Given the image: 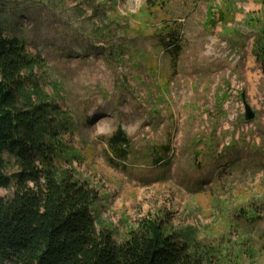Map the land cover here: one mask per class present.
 I'll return each mask as SVG.
<instances>
[{
	"label": "rangeland",
	"instance_id": "rangeland-1",
	"mask_svg": "<svg viewBox=\"0 0 264 264\" xmlns=\"http://www.w3.org/2000/svg\"><path fill=\"white\" fill-rule=\"evenodd\" d=\"M0 23L71 119L59 165L98 189V229L156 220L209 264H264V0H0Z\"/></svg>",
	"mask_w": 264,
	"mask_h": 264
},
{
	"label": "trees",
	"instance_id": "trees-1",
	"mask_svg": "<svg viewBox=\"0 0 264 264\" xmlns=\"http://www.w3.org/2000/svg\"><path fill=\"white\" fill-rule=\"evenodd\" d=\"M253 54L264 71V29ZM44 66L0 23V264H209L215 249L190 245L156 220H144L121 243L97 228L100 194L71 167L62 137L71 119L34 83ZM113 146L125 156L120 128Z\"/></svg>",
	"mask_w": 264,
	"mask_h": 264
},
{
	"label": "water",
	"instance_id": "water-1",
	"mask_svg": "<svg viewBox=\"0 0 264 264\" xmlns=\"http://www.w3.org/2000/svg\"><path fill=\"white\" fill-rule=\"evenodd\" d=\"M245 114L244 118L246 121H251L254 118V114L248 105L244 104Z\"/></svg>",
	"mask_w": 264,
	"mask_h": 264
}]
</instances>
